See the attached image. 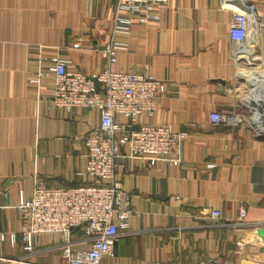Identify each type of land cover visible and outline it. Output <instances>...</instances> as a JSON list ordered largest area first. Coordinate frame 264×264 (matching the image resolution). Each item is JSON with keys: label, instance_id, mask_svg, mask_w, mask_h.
<instances>
[{"label": "crops", "instance_id": "crops-1", "mask_svg": "<svg viewBox=\"0 0 264 264\" xmlns=\"http://www.w3.org/2000/svg\"><path fill=\"white\" fill-rule=\"evenodd\" d=\"M115 7V0H0V264L66 262L62 233H43L39 252H25L21 193L32 196L41 180L52 187L107 182L84 171V136L100 124V111L58 107L55 75L39 71L51 64L41 56L66 58L68 69L85 74L102 70ZM239 10L252 15L238 43L230 23ZM155 12L160 20L136 17L130 33L116 34L128 44L117 68L165 80L166 93L143 121L189 135L176 164L158 158L150 166L122 147L118 179L132 215L102 264H264L256 232L264 225V116L249 102L264 89V0H169ZM218 109L235 121L212 123ZM241 216L247 224L232 225ZM84 236L75 230V249L90 247Z\"/></svg>", "mask_w": 264, "mask_h": 264}, {"label": "built area", "instance_id": "built-area-1", "mask_svg": "<svg viewBox=\"0 0 264 264\" xmlns=\"http://www.w3.org/2000/svg\"><path fill=\"white\" fill-rule=\"evenodd\" d=\"M168 1L115 0L112 36L103 47L108 62L100 71L85 74L68 69L70 60L66 58L40 57V61H51L47 69L39 71V76L55 75L52 101L58 107L68 110L88 107L100 111V124L84 136V171L107 182L52 187L41 180L36 183L32 196L21 193L18 209L23 224V248L27 254L39 252V238L43 233H62L65 264H102L104 257L114 254L121 229L129 226L132 215L131 195L118 179L117 156L122 147L127 144L131 155L146 159L150 166L158 158L170 164L180 162L181 144L189 133L175 130L170 123L143 121L145 113H155L167 91L166 81L152 74L117 68L118 52L128 44L116 34L130 33L136 17L140 23L160 20L155 9ZM251 15L244 10L233 14L230 35L234 42L247 38ZM73 46L78 48L81 42L77 40ZM33 80L39 81V78ZM118 115L125 116L127 121H118ZM210 119L214 124L235 121L232 113L219 109L211 112ZM244 214L242 212V216ZM211 215L219 219L223 212L213 208ZM242 216L237 225L247 224ZM76 227L83 228V241L90 244L89 248L73 247L72 231Z\"/></svg>", "mask_w": 264, "mask_h": 264}, {"label": "water", "instance_id": "water-1", "mask_svg": "<svg viewBox=\"0 0 264 264\" xmlns=\"http://www.w3.org/2000/svg\"><path fill=\"white\" fill-rule=\"evenodd\" d=\"M250 104L253 106L255 110H258L262 116H264V97L249 99ZM256 232L260 234V236L264 239V225L258 226Z\"/></svg>", "mask_w": 264, "mask_h": 264}, {"label": "bare ground", "instance_id": "bare-ground-1", "mask_svg": "<svg viewBox=\"0 0 264 264\" xmlns=\"http://www.w3.org/2000/svg\"><path fill=\"white\" fill-rule=\"evenodd\" d=\"M257 29H258V28H257ZM252 46H253V44H252ZM252 48H254V47H252ZM248 74H250L249 77H251V76L254 77V76H255V71H254V70L249 71ZM262 81H264V80H262ZM258 91H259V92H256V94L258 95L257 97H262V96H264V95H263V93H264V89H263V88L258 89Z\"/></svg>", "mask_w": 264, "mask_h": 264}, {"label": "trees", "instance_id": "trees-1", "mask_svg": "<svg viewBox=\"0 0 264 264\" xmlns=\"http://www.w3.org/2000/svg\"><path fill=\"white\" fill-rule=\"evenodd\" d=\"M75 230H81L82 233L84 234V230H83V228H81V227H76V228H73L72 235H73V233L75 232Z\"/></svg>", "mask_w": 264, "mask_h": 264}, {"label": "rangeland", "instance_id": "rangeland-1", "mask_svg": "<svg viewBox=\"0 0 264 264\" xmlns=\"http://www.w3.org/2000/svg\"><path fill=\"white\" fill-rule=\"evenodd\" d=\"M246 85H247V83H246ZM247 86H248V85H247ZM232 225H235V226H236V225H237V221H236V222H234Z\"/></svg>", "mask_w": 264, "mask_h": 264}]
</instances>
